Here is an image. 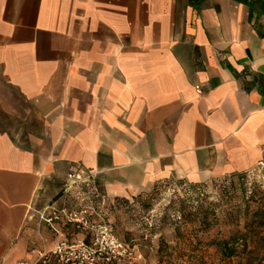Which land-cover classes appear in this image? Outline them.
Here are the masks:
<instances>
[{
    "label": "crops",
    "instance_id": "crops-1",
    "mask_svg": "<svg viewBox=\"0 0 264 264\" xmlns=\"http://www.w3.org/2000/svg\"><path fill=\"white\" fill-rule=\"evenodd\" d=\"M193 3L0 0V264L70 172L120 197L263 163V1Z\"/></svg>",
    "mask_w": 264,
    "mask_h": 264
},
{
    "label": "rangeland",
    "instance_id": "rangeland-1",
    "mask_svg": "<svg viewBox=\"0 0 264 264\" xmlns=\"http://www.w3.org/2000/svg\"><path fill=\"white\" fill-rule=\"evenodd\" d=\"M97 189L63 188L53 198L63 196L55 208L65 213L55 229L38 219L29 262L45 255L39 264H264V161L243 177L168 180L152 196ZM225 240L232 257L217 247Z\"/></svg>",
    "mask_w": 264,
    "mask_h": 264
},
{
    "label": "built area",
    "instance_id": "built-area-1",
    "mask_svg": "<svg viewBox=\"0 0 264 264\" xmlns=\"http://www.w3.org/2000/svg\"><path fill=\"white\" fill-rule=\"evenodd\" d=\"M72 188H89L94 192H97L98 189L95 186V178L93 175L89 174H80L78 172H70L68 174V180L64 186V191L69 192ZM61 213H65V210L60 212L54 206L48 205L38 212V219L40 225L45 223L50 228L55 229L54 224L61 220ZM76 221L72 218L69 219V222ZM53 254H58V250H55ZM45 255L40 256V260L45 259ZM37 262L22 261L19 264H39ZM45 261V260H44Z\"/></svg>",
    "mask_w": 264,
    "mask_h": 264
},
{
    "label": "trees",
    "instance_id": "trees-1",
    "mask_svg": "<svg viewBox=\"0 0 264 264\" xmlns=\"http://www.w3.org/2000/svg\"><path fill=\"white\" fill-rule=\"evenodd\" d=\"M201 2V0H193V4L195 5V3H196V5L197 6H199L200 5V3L199 2ZM263 1V5H264V0H262ZM198 2V3H197ZM237 175H239V176H241V177H243V175H244V173H242V174H237ZM232 176H235V175H232ZM157 186V185H156ZM155 190V189H154ZM143 194V193H142ZM154 194V192L152 191L150 194H148V196H152ZM141 195V194H140ZM264 221V220H263ZM262 220H260V224L261 225H263L264 224V222H263ZM203 225L204 226H206L207 227V222H206V220H204L203 222ZM205 227V228H206ZM264 241V240H263ZM229 243H231L230 241H223V242H221V243H217V247H219V249L221 250V252H222V254L223 255H225L226 257H232V256H234V250L233 249H231V248H229ZM263 249H264V245H263ZM262 260H264V258H262ZM249 264H252V261L251 262H249ZM261 264V263H260Z\"/></svg>",
    "mask_w": 264,
    "mask_h": 264
}]
</instances>
